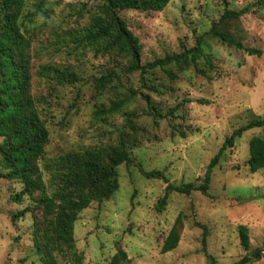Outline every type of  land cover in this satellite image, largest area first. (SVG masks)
<instances>
[{"label":"rangeland","instance_id":"obj_1","mask_svg":"<svg viewBox=\"0 0 264 264\" xmlns=\"http://www.w3.org/2000/svg\"><path fill=\"white\" fill-rule=\"evenodd\" d=\"M21 1L18 21L29 43L30 94L49 133L39 164L44 183L50 180L45 163L68 153L123 143L132 157L117 168L118 189L110 199L93 202L77 217L73 251L83 264H109L119 252L126 253V264H236L257 249L261 259L249 264H264V168L251 174L247 165L249 142L264 138L263 129L244 132L222 153L206 194L171 192L164 210H156L166 181L201 185L226 139L264 120V7L220 22L227 10L264 0H171L161 12L119 11L139 41L142 65L192 48L201 37L205 58L197 66L155 69L143 78L127 72L125 53L108 54L84 41L102 0ZM37 6L40 12L28 20ZM216 24L260 55L212 37ZM42 66L75 73L78 81L40 76ZM105 77L109 81L101 82ZM141 169L161 172L165 179H146ZM5 175L0 168V264H48L39 231L40 193H23L21 181ZM177 219L178 246L161 254ZM201 226L207 228L208 255ZM239 226L248 229V251ZM53 256L56 264H65Z\"/></svg>","mask_w":264,"mask_h":264},{"label":"trees","instance_id":"obj_2","mask_svg":"<svg viewBox=\"0 0 264 264\" xmlns=\"http://www.w3.org/2000/svg\"><path fill=\"white\" fill-rule=\"evenodd\" d=\"M100 16L94 17L92 25L86 29L84 41L91 45H101L104 52L125 53L130 64L128 73L138 72L143 78L148 71L164 69L173 66L184 70L197 66L199 59L205 58L201 37L196 39L192 48H183L181 53L168 55L162 59L142 65L140 59V44L126 22L120 18L119 11L161 12L171 0H102ZM21 0H0V168L6 172V178L19 180L24 185L23 193L39 192V206L42 209V235L47 245L48 264H56L53 253L58 254L65 264H83L81 256L74 251V224L78 215L93 202L101 203L118 189L117 168L122 164L132 163V157L125 144L121 143L110 150L104 148L87 149L68 153L57 157L44 165L49 175V183L43 181L40 162L44 159V148L48 143L49 133L37 109V103L30 94V65L27 54L29 43L25 39L19 23ZM264 7L263 1L248 5L240 11H226L220 22L228 19L237 20L244 15ZM40 12L37 9L26 15L33 19ZM219 25H214L210 35L238 50H245L249 55L258 56L260 51L244 46L229 34L221 32ZM40 76L53 75L56 79L68 83L78 81L75 73L60 68L42 66ZM110 78V77H109ZM103 78L102 81H109ZM119 81V80H118ZM147 100L149 98L146 97ZM101 110L110 113L117 109ZM252 129H263L264 120H257L236 129L226 139L219 153L211 160L203 177L201 185L185 184L174 186L169 184L165 195L156 205V210L162 212L166 206L168 194L176 192L189 196L192 192L206 194L210 188L213 169L220 161L222 153L234 145V140ZM249 172L257 173L264 168V138L253 137L249 142ZM146 179H165L161 172L146 173L140 170ZM49 189H52L49 192ZM23 193L16 196L20 201ZM19 215L22 216L25 212ZM175 226L170 230L160 252L169 253L175 250L179 243V234ZM204 231L203 250L206 251L207 228ZM241 246L249 250L248 229L238 227ZM208 255V254H207ZM209 257V256H208ZM261 259V250L257 249L246 254L236 264H249ZM129 260L124 252L114 256L109 264H126Z\"/></svg>","mask_w":264,"mask_h":264}]
</instances>
